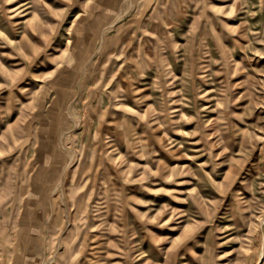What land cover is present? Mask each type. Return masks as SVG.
<instances>
[{
	"label": "rangeland",
	"instance_id": "rangeland-1",
	"mask_svg": "<svg viewBox=\"0 0 264 264\" xmlns=\"http://www.w3.org/2000/svg\"><path fill=\"white\" fill-rule=\"evenodd\" d=\"M0 264H264V0H0Z\"/></svg>",
	"mask_w": 264,
	"mask_h": 264
}]
</instances>
